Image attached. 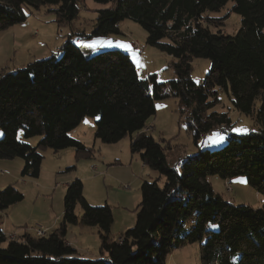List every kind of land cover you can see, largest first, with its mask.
<instances>
[{
  "label": "trees",
  "instance_id": "obj_1",
  "mask_svg": "<svg viewBox=\"0 0 264 264\" xmlns=\"http://www.w3.org/2000/svg\"><path fill=\"white\" fill-rule=\"evenodd\" d=\"M84 0H0V31L24 23L22 6L48 8L59 25L77 18ZM107 5L95 10L89 33L71 32L57 57L35 60L14 72L0 74V160L21 158L22 176L37 178L43 157L39 150L73 149L76 159L94 158V150L68 134L86 118L94 119L95 138L114 144L128 137L129 150L143 165L164 178L143 181L135 224L117 239L109 206L93 207L82 196V182L66 186L58 228L37 237L24 233L8 240L0 231V264H167L174 250L199 243L200 264H264V206L252 208L226 202L207 177L229 180L244 176L264 200V0H93ZM232 2L239 16L234 35L212 32L222 19L205 17ZM131 19L146 33L148 46L173 59L174 78L158 83L140 78L130 56L103 50L86 56L76 43L121 35L119 23ZM75 37V38H74ZM75 39V41L73 40ZM209 60L205 78H191V63ZM226 94L233 108L254 115L256 131L228 134L223 147L198 148L175 166L166 160L167 145L144 132L154 117V101L175 98L188 110V131L197 144L215 125L230 121L226 113L210 112ZM260 105L255 109V101ZM23 138L41 137L35 146ZM67 168L66 171L73 170ZM178 188L185 197L178 198ZM23 196L12 186L0 191V213ZM80 205L82 214L75 215ZM98 228L100 258H77L66 243V227Z\"/></svg>",
  "mask_w": 264,
  "mask_h": 264
},
{
  "label": "rangeland",
  "instance_id": "obj_2",
  "mask_svg": "<svg viewBox=\"0 0 264 264\" xmlns=\"http://www.w3.org/2000/svg\"><path fill=\"white\" fill-rule=\"evenodd\" d=\"M232 5V2H228L219 12L204 15L222 19L216 22L222 25L209 27L212 32L220 31L224 35H234L237 32L240 18L230 11ZM106 6L93 0H84L79 5L77 18L71 24L61 25L48 8L33 10L22 6L23 12L28 16L27 20L0 31V74L14 72L29 62L49 58L52 54L59 57L60 53H56V50L64 38L71 32L89 33L95 22V10ZM119 28L121 35L110 36L109 40L103 42L100 50L94 48L102 43L101 38L82 44L93 49L92 55L103 50H125L142 79L149 74L155 75L158 83H167L174 78L171 68L173 59L148 46L147 35L137 23L124 19L119 23ZM133 43L141 47V53L132 49ZM209 65V60L206 59L193 60L191 78L195 82L203 80ZM259 105V100H256L255 109ZM154 108L155 115L148 121L147 127H152L149 132L156 142L164 147L167 145L166 160L171 166H175L182 157L196 155L199 147L206 150L223 147L228 134L239 136L258 129L254 115L236 111L224 93L220 94L219 103L210 112L226 113L229 125L225 122L217 123L212 132L207 133L197 144L193 142L192 132L188 131V110L180 106L177 99L154 101ZM68 135L85 147L92 148L94 158L76 159L74 150L70 148L59 152L51 149L39 150L43 160L37 178L22 176L24 161L21 158L0 160L7 163L4 167L0 166V173H3L0 174V191L12 186L23 196L20 202L0 213V220L13 224L9 226L12 230L5 232L8 236L12 235L17 240L24 233L37 236L39 227L46 231V235L58 228L66 186L77 179L82 182V196L89 205L110 207L113 217L110 237L115 240L135 224L142 182L158 180L161 187L164 185L163 177L144 167L139 155L130 153L128 137L114 144H104L95 138L94 119L84 118ZM17 138L31 146H35L41 139L39 136L24 139L22 130L17 132ZM70 167L74 169L66 171ZM207 179L214 193L226 202L254 209L264 206L263 197L248 186L244 176L229 180L209 176ZM178 191V198L185 197L182 189L178 188ZM81 214V207L77 205L75 215L80 217ZM64 240L75 250L74 255L77 258L92 260L101 256L96 227L68 225ZM167 264H200L199 243L174 250L167 258Z\"/></svg>",
  "mask_w": 264,
  "mask_h": 264
},
{
  "label": "crops",
  "instance_id": "obj_3",
  "mask_svg": "<svg viewBox=\"0 0 264 264\" xmlns=\"http://www.w3.org/2000/svg\"><path fill=\"white\" fill-rule=\"evenodd\" d=\"M93 40V39H92ZM103 41H102V43H100V44H98V46L97 47H95L94 48V50H100L101 49V45L103 44V42H106L107 40H109V37H107V38H103L102 39ZM85 42H88V41H79V40H77L76 41V43H77V45H78V48L86 55V56H89V55H91L92 53H93V49H91V47H89V45H87V44H82V43H85ZM89 42H91V40H89ZM58 49V48H57ZM119 50H121V51H125V50H123V49H119ZM126 52V51H125ZM30 63V62H29ZM200 81V80H199ZM132 159H133V156H132ZM7 165V163H3V162H0V166L1 167H4V166H6ZM144 166V165H143ZM145 167V166H144ZM3 219H1L0 220V231H4V232H9V231H11L12 230V228H9V226H12L13 224H9L7 221H5V220H3ZM12 237H14V236H12ZM67 243V242H66Z\"/></svg>",
  "mask_w": 264,
  "mask_h": 264
},
{
  "label": "built area",
  "instance_id": "obj_4",
  "mask_svg": "<svg viewBox=\"0 0 264 264\" xmlns=\"http://www.w3.org/2000/svg\"><path fill=\"white\" fill-rule=\"evenodd\" d=\"M132 49L138 51V53H141V52H142L141 47H140L137 43H133V44H132ZM147 130H148V128H146V129L143 130V131H147ZM4 173H7V172H4ZM0 174H3V173H0ZM38 229H41V235H44L43 228H42V227H39ZM2 236H4V237H12V235H9V236H8L7 234H5L4 231H3Z\"/></svg>",
  "mask_w": 264,
  "mask_h": 264
},
{
  "label": "bare ground",
  "instance_id": "obj_5",
  "mask_svg": "<svg viewBox=\"0 0 264 264\" xmlns=\"http://www.w3.org/2000/svg\"><path fill=\"white\" fill-rule=\"evenodd\" d=\"M131 47H132V45H131ZM146 128H148V130H147V131H144V132H149V131L151 130L152 127H146ZM146 128H145V129H146ZM145 129H144V130H145ZM43 231H44V235H41V229H38V230L36 231V235L39 236V237H43V236H45V235H46V231H45V230H43ZM6 238H7V237H6ZM7 239H8V240H13L14 237H8Z\"/></svg>",
  "mask_w": 264,
  "mask_h": 264
},
{
  "label": "snow or ice",
  "instance_id": "obj_6",
  "mask_svg": "<svg viewBox=\"0 0 264 264\" xmlns=\"http://www.w3.org/2000/svg\"><path fill=\"white\" fill-rule=\"evenodd\" d=\"M237 131H242V130H237Z\"/></svg>",
  "mask_w": 264,
  "mask_h": 264
}]
</instances>
